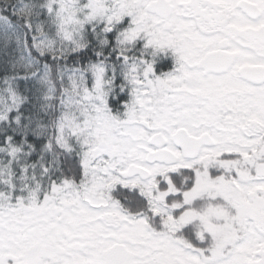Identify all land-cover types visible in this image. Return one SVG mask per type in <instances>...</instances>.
<instances>
[{"label":"snow or ice","instance_id":"1","mask_svg":"<svg viewBox=\"0 0 264 264\" xmlns=\"http://www.w3.org/2000/svg\"><path fill=\"white\" fill-rule=\"evenodd\" d=\"M0 264H264V0H0Z\"/></svg>","mask_w":264,"mask_h":264}]
</instances>
